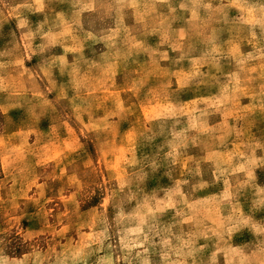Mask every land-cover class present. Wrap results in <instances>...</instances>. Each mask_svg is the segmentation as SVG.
<instances>
[{"label":"clouds","instance_id":"obj_1","mask_svg":"<svg viewBox=\"0 0 264 264\" xmlns=\"http://www.w3.org/2000/svg\"><path fill=\"white\" fill-rule=\"evenodd\" d=\"M0 264H264V0H0Z\"/></svg>","mask_w":264,"mask_h":264}]
</instances>
